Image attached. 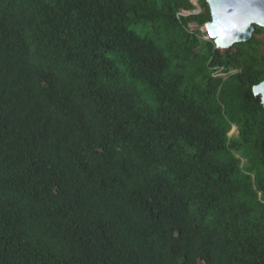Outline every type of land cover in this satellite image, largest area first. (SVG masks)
Returning a JSON list of instances; mask_svg holds the SVG:
<instances>
[{"label": "trees", "instance_id": "1", "mask_svg": "<svg viewBox=\"0 0 264 264\" xmlns=\"http://www.w3.org/2000/svg\"><path fill=\"white\" fill-rule=\"evenodd\" d=\"M198 5L0 0V264H264V28Z\"/></svg>", "mask_w": 264, "mask_h": 264}, {"label": "water", "instance_id": "2", "mask_svg": "<svg viewBox=\"0 0 264 264\" xmlns=\"http://www.w3.org/2000/svg\"><path fill=\"white\" fill-rule=\"evenodd\" d=\"M206 1L212 16V20L206 24L208 34L222 51L250 41L256 27L264 28V0ZM253 92L261 97L264 105V81L255 86Z\"/></svg>", "mask_w": 264, "mask_h": 264}, {"label": "built area", "instance_id": "3", "mask_svg": "<svg viewBox=\"0 0 264 264\" xmlns=\"http://www.w3.org/2000/svg\"><path fill=\"white\" fill-rule=\"evenodd\" d=\"M195 6L197 7L196 10H193V11H182L181 13H179V16L187 17V16H190V15H193V14H199L201 12V10H200L198 5H195ZM189 29H190L191 32H194L195 30H197V25L196 24H190L189 25ZM200 31H201L202 35L208 34L207 25L201 27ZM207 40H209V39H207ZM215 76L216 77L226 78L227 74L223 70H220V71L215 73Z\"/></svg>", "mask_w": 264, "mask_h": 264}, {"label": "rangeland", "instance_id": "4", "mask_svg": "<svg viewBox=\"0 0 264 264\" xmlns=\"http://www.w3.org/2000/svg\"><path fill=\"white\" fill-rule=\"evenodd\" d=\"M191 2L195 5V4L199 3V0H191ZM203 38L207 40V39H210V36H209V34H205V35H203ZM257 38L263 42L262 51L264 52V33L258 35ZM237 135H238V129L236 127H233V129L230 133V136H237Z\"/></svg>", "mask_w": 264, "mask_h": 264}, {"label": "clouds", "instance_id": "5", "mask_svg": "<svg viewBox=\"0 0 264 264\" xmlns=\"http://www.w3.org/2000/svg\"><path fill=\"white\" fill-rule=\"evenodd\" d=\"M199 6V5H198Z\"/></svg>", "mask_w": 264, "mask_h": 264}]
</instances>
